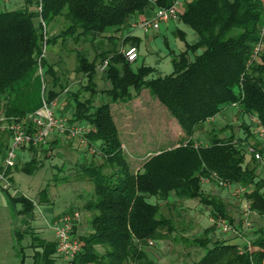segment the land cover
Segmentation results:
<instances>
[{"label":"trees","instance_id":"1","mask_svg":"<svg viewBox=\"0 0 264 264\" xmlns=\"http://www.w3.org/2000/svg\"><path fill=\"white\" fill-rule=\"evenodd\" d=\"M172 1L42 0L41 17L45 25L58 17L66 22L50 37L38 19L36 0H23L20 7L0 10V117L8 121L21 118L40 106L42 81L38 57L44 37L49 45L67 39L77 43L82 37L94 38L98 34L115 44L124 35L122 43L138 48L140 38L125 35L131 31V24ZM179 20L191 26L200 38L195 43L186 42V49L179 53L170 51L173 70L164 76L147 79L153 67L141 65L133 70L131 62L116 48L101 51L93 59L83 50L72 51L77 61L75 71L87 77L84 88L92 92L83 99L77 93L71 94L72 118L90 123L86 136L100 146L105 159L80 165L94 182L93 196L84 203L94 212L91 229L77 236L80 248L72 264H159L145 246L149 239L165 238L175 230V225L170 217L160 214L159 202L147 199L150 195L199 197L213 206L217 216L233 221L225 202L204 192L205 176L245 185L252 211L264 214V178L258 176L256 165L251 164L257 159L243 146L242 138L214 134L208 143L199 144L194 138L196 127L219 114L227 104H235L264 126V48L252 58L264 26V0H189L180 9ZM179 32L185 39V32ZM199 49L202 52L192 60L190 51ZM98 57L101 62L109 59L103 71L110 85L103 91L109 102L93 105ZM41 61L45 86L50 83L46 88L47 99L53 100L59 94L55 87L63 89L65 84L48 58ZM145 88L179 122L182 134L177 144L157 149L145 156L136 169H131L110 102L128 101ZM6 145L7 141H0V154ZM39 163L32 156L21 167L33 171ZM106 163L110 167L108 172L104 170ZM16 166L8 168V174ZM8 179L11 181L10 176ZM0 188L11 202L22 204L21 211L31 214L35 206L33 198L22 192L11 193L1 185ZM39 200H50L45 188L40 190ZM192 241L203 246L205 252L188 264H263L264 228L244 243L213 240L209 234L196 236ZM39 243L43 250L36 254L33 264H51L56 242L40 238ZM97 244L104 248L99 250Z\"/></svg>","mask_w":264,"mask_h":264},{"label":"rangeland","instance_id":"2","mask_svg":"<svg viewBox=\"0 0 264 264\" xmlns=\"http://www.w3.org/2000/svg\"><path fill=\"white\" fill-rule=\"evenodd\" d=\"M22 4L23 0H9L6 3H0V10L15 9ZM65 24L63 17H58L50 25L46 24L43 30L46 32V36L50 37L51 34L60 31ZM179 30L185 31V39L181 37ZM131 34L139 37L140 43L138 58L131 62L130 66L133 70L141 65L153 67V70L146 77L147 79L169 74L173 70L170 51L179 53L186 49V42L195 43L200 38L191 26L181 20H170L161 23L158 29H148L147 31L135 28L131 30ZM123 36L115 44L97 34L94 38L89 35L82 37L77 43L67 39L64 43L57 40L56 44L47 45L46 58L53 63L62 83L65 84L63 89L60 86L55 87V90L59 92L55 97L56 111L60 115L67 117L70 122L90 124L86 120H74L72 118L74 100L71 94L77 93L78 97L83 99L89 97L92 93L84 88L87 77L83 73L75 71L77 61L75 53L72 52L73 49L83 50L90 59H93L101 51L111 48L121 50L123 46L129 45V43H122ZM202 50L190 51V58L195 59L196 55L200 54ZM96 63V73L93 78L96 92L92 94L93 105L109 102L108 95L103 92L104 89L110 86L109 82L105 79L104 72L98 70V65L101 63L100 57H98ZM49 87L50 83L48 82L46 88ZM146 93L150 101L149 107L146 106L147 108H140L139 106L133 108L131 99L110 102V105L116 103L112 105V111L117 116V124L120 126V139L121 142H124L123 152L131 169H136L145 156L154 153L157 149L177 144L182 134L179 122L168 113L164 105L149 94L148 90ZM116 106H119L126 113L127 119L116 114ZM217 119V123H229L231 127L228 133L234 132L236 134L223 136V138L233 136L237 139L241 137L245 148L252 145L261 149L260 143L256 140V136L261 138L258 135L257 123L248 114L242 113L237 106L225 105ZM201 124L196 127L194 132V136L197 137L196 142L208 143L211 139V132H208L209 129L205 128V126L208 127V124ZM248 126L256 130V133L249 132L244 137V128H248ZM53 134L49 135L45 142L36 145L34 148H25L24 146L17 151L15 162L18 160L17 163L21 164L24 160L35 156L40 163L33 171L27 168L16 169L14 184L13 186L10 184L9 189L13 193L23 192L30 197L36 196L35 200H38L40 190L45 188L46 196L50 199L45 204L51 203L48 204L52 209L51 213H59L57 215L59 216L68 210L79 209V224H81V228H84L82 233H86L91 229L90 218L94 210L85 207L84 203L93 196L94 182L82 171L80 165L89 161L103 162L105 160L104 155L101 151L97 153L88 152L87 148L80 143L78 137L68 139L59 134L61 142H53ZM8 138L7 122L0 117V141H8ZM19 151L20 153H18ZM251 164L256 165L258 176L264 178V163L260 162L258 164L257 160H253ZM104 170L110 171L107 163L104 164ZM202 187L205 193L221 198L233 218H241L243 199L247 196L246 194L237 195L235 184L222 185L216 179L212 177L207 179L205 176L202 178ZM147 199L151 202H159L160 214L170 217L173 225H175V230L165 238H158L155 244H146L145 246L149 254L157 258L159 264H188L199 259L205 252V248L192 241L196 236L209 234L213 240H232L241 235L236 232L227 235L229 232L220 229L217 222L224 216H217L213 211V206L201 201L199 197H185L172 193L168 198L150 195ZM51 213L47 214L48 217L45 216L47 221ZM249 218L252 221L250 226L252 227V239L260 228H264V214L252 211ZM42 220L44 221V219ZM49 221L51 222L50 218ZM50 222H47L45 233H49ZM208 227L209 230L206 231ZM247 232L248 230L242 232V234L248 236ZM75 233L78 236L77 229ZM97 248L102 250L104 246L99 245Z\"/></svg>","mask_w":264,"mask_h":264},{"label":"built area","instance_id":"3","mask_svg":"<svg viewBox=\"0 0 264 264\" xmlns=\"http://www.w3.org/2000/svg\"><path fill=\"white\" fill-rule=\"evenodd\" d=\"M9 0H0V3H6ZM36 11L40 23L45 27L44 21L41 17L42 0H36ZM183 5V0H173L171 4L156 7L153 12L142 19H138L131 24V30L140 28L144 31L148 29H158L161 23L168 22L179 18V11ZM46 37L38 57V72L41 76V103L40 106L33 112L16 119H10L7 122L9 129V140L6 148L0 154V185L9 188L11 181L8 179V168L14 165L17 151L24 146L39 145L45 142L47 137L53 133L60 134L64 138L78 137L80 143L87 148L90 153H97L100 146L87 138L86 132L89 131L90 125H84L79 122H70L67 117L62 116L56 111V98L48 100L46 95V86L43 78L42 58L46 57ZM264 48V26L260 32V39L254 45L252 58H256ZM128 62H133L138 57V48L133 45L123 46L120 50ZM108 58L104 59L99 65L98 70L104 71L108 64ZM258 125V134L264 139V126L258 118H256ZM197 143V142H196ZM199 144V143H197ZM247 150L257 160L264 163V153L255 146L248 145ZM208 179V177H206ZM222 185H236L235 193L237 195L244 194L247 187L241 183H236L228 180L218 178L217 180ZM252 212L250 202L243 207L242 224L233 223L229 218L221 217L217 224L220 229L225 232H236L242 234L246 227L252 225L249 218ZM80 211L79 209H72L57 216L53 222L56 252L61 258V264H72V258L80 248V241L74 231L79 224ZM149 244H154L153 239H149ZM264 264V260H263Z\"/></svg>","mask_w":264,"mask_h":264},{"label":"crops","instance_id":"4","mask_svg":"<svg viewBox=\"0 0 264 264\" xmlns=\"http://www.w3.org/2000/svg\"><path fill=\"white\" fill-rule=\"evenodd\" d=\"M184 1L186 2V0H183V5H182L183 7L185 4ZM175 20H179V18L175 19ZM181 31H183V30H181ZM125 35H132L131 31L129 33L127 32ZM185 35H186V33H185ZM125 46H127V45H125ZM146 92H147L146 89H142L137 95H135L130 100L132 102L133 108L137 107V106H139L140 108L141 107L143 108L146 106L149 107L150 101L147 98ZM114 104H116V103L111 104L110 108H111V113L113 115L114 121L118 127V132H119L120 126L117 124V116H115L113 114V111H112L113 110L112 105H114ZM232 106H236V105L232 104ZM116 114L117 115L119 114L120 115L119 117H121V118L127 119L126 113H124L119 106H116ZM219 114H217L214 117L209 118L206 122L202 123L204 125L208 124V127L205 126V128L209 129L208 132H211V134H210L211 138L214 136V134H217L220 137L230 136L232 134H235L234 132L228 133L229 129L231 127L229 123H217V121H218L217 118H218ZM249 116L251 117V119L254 122H256V117H254L252 115H249ZM225 125H227V126L225 127ZM242 129H243V127H242ZM251 131H252V133H256V130L251 129V127L244 128V137L246 135H248V133ZM119 136H120V132H119ZM239 136H241V134H239ZM56 137L59 139L58 142L60 143L61 139H60L59 134H55V135L53 134L52 140L55 139ZM194 138L196 140L197 137L194 136ZM256 138H257L256 139L257 142H259L261 145L262 150L261 149H259V150L264 153V139L259 138L258 136H256ZM8 140H9V138H8ZM123 145H124V142H122V146ZM27 147L28 146H25V148H27ZM256 148H257V146H256ZM18 153H20V151ZM17 161L18 160H16V162H15V164L17 166L12 167V169L9 173V176L11 177L12 186L14 184V172H15V170L19 169V168H23V167H21V164L17 163ZM257 161H258V164H260L261 161H259V160H257ZM263 171H264V167H263ZM263 174H264V172H263ZM9 191H10V189H9ZM11 193H13V192H11ZM28 197H30V196H28ZM30 198H33L35 200L37 197L35 196V197H30ZM34 202H35V206H34L33 211L31 212V214H26L25 212L21 211L22 204L20 202H16V203L11 202L9 200L8 195L0 188V264H33V262L35 261V258L37 256L36 254L38 252H42V250H43V246L39 243V239L43 238L46 240L55 241L53 222L55 220V217L59 213L58 214L51 213L52 209L48 205L51 203L45 204L46 201L45 202L40 201L39 199L35 200ZM248 202L249 201H248L247 197H245L243 199L242 207H245V205ZM68 211H70V210H68ZM50 213H51V216L49 218L51 219V222L49 221V218H48V221H47V219H45V216L48 217L47 214H50ZM42 219H44V221ZM242 219H243V214L241 215L240 219L233 218L232 222L240 225V224H242ZM47 222H50L49 233H45L46 227H47ZM80 226H81V224H79V226L76 228L77 231L79 232V234L82 233L84 230V228H81ZM251 228L252 227H246L243 230V232L248 230V232H247L248 236L241 234V235L235 237L234 239H232L230 241L238 242V243H244L246 241H250L251 235H252ZM230 233H232V231H230L227 235H229ZM98 246H99V244L96 245V247H98ZM52 256H53V262L51 264H61V258L57 254L56 249L52 253ZM152 257L157 261V258L154 257V255ZM39 263L41 264V262H39Z\"/></svg>","mask_w":264,"mask_h":264}]
</instances>
